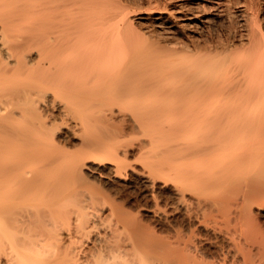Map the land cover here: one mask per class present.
I'll use <instances>...</instances> for the list:
<instances>
[{
	"label": "bare ground",
	"instance_id": "obj_1",
	"mask_svg": "<svg viewBox=\"0 0 264 264\" xmlns=\"http://www.w3.org/2000/svg\"><path fill=\"white\" fill-rule=\"evenodd\" d=\"M119 3L0 0V264H264V9L139 72Z\"/></svg>",
	"mask_w": 264,
	"mask_h": 264
},
{
	"label": "rangeland",
	"instance_id": "obj_2",
	"mask_svg": "<svg viewBox=\"0 0 264 264\" xmlns=\"http://www.w3.org/2000/svg\"><path fill=\"white\" fill-rule=\"evenodd\" d=\"M123 1V2H122ZM117 0L121 2L118 4L116 14L124 15L127 13V18L122 20L123 17L120 14L115 20L119 22L121 29H125L135 36V39L142 40L145 42L144 46L142 44H136L133 37H130L129 33H126L133 43L138 45V51L140 49L145 50L146 48H151V54L149 50H143L138 53L137 59L135 57V63L137 64V69L139 72H161L162 69H170L168 67L175 63L173 55H199L210 53L205 51H200L196 47L204 43H209L213 36L216 37L217 33H223L229 27V23L232 17H235V11L238 9H246L247 12H252L256 8L264 9V0ZM121 4V6H120ZM124 6V7H122ZM121 7L123 10L120 12ZM262 12V11H261ZM250 13H243L235 17L238 22L237 29L241 33H247L249 26L254 25L251 19ZM126 15V14H125ZM114 20V21H115ZM122 20V21H121ZM119 28V27H118ZM243 34V35H244ZM240 36V35H239ZM246 38V36L242 37ZM241 38H236L235 43H240ZM246 41V40H245ZM132 43V44H133ZM141 43V42H140ZM199 43V44H198ZM189 48L185 47L184 45ZM183 45V47H182ZM196 45V46H194ZM205 45V44H204ZM135 46V45H134ZM133 46V47H134ZM142 47V48H141ZM185 47V48H184ZM198 51V52H197ZM243 50L240 55L244 54ZM194 54V55H193ZM174 55V58H175ZM179 55V56H180ZM174 60V61H173ZM161 68V69H160ZM95 227V234L99 233L100 227L104 231V227L99 224ZM100 230V231H101Z\"/></svg>",
	"mask_w": 264,
	"mask_h": 264
}]
</instances>
